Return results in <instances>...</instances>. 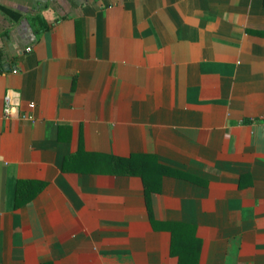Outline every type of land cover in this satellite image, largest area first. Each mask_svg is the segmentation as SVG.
Wrapping results in <instances>:
<instances>
[{
  "label": "crops",
  "instance_id": "0c3cea01",
  "mask_svg": "<svg viewBox=\"0 0 264 264\" xmlns=\"http://www.w3.org/2000/svg\"><path fill=\"white\" fill-rule=\"evenodd\" d=\"M0 264H264V0H0Z\"/></svg>",
  "mask_w": 264,
  "mask_h": 264
},
{
  "label": "trees",
  "instance_id": "16d2710c",
  "mask_svg": "<svg viewBox=\"0 0 264 264\" xmlns=\"http://www.w3.org/2000/svg\"><path fill=\"white\" fill-rule=\"evenodd\" d=\"M140 157V156H139ZM136 155H130L129 157L114 158V161H109L115 171H121L127 174L140 175L145 183V186L150 187L153 183V175L158 176L162 174L166 168L159 164L157 161L146 156L145 159H141ZM173 233V241L178 239V233Z\"/></svg>",
  "mask_w": 264,
  "mask_h": 264
},
{
  "label": "built area",
  "instance_id": "2783aa9c",
  "mask_svg": "<svg viewBox=\"0 0 264 264\" xmlns=\"http://www.w3.org/2000/svg\"><path fill=\"white\" fill-rule=\"evenodd\" d=\"M13 108L12 102L8 95L5 96V106L3 109L4 116L7 117L10 115L11 109Z\"/></svg>",
  "mask_w": 264,
  "mask_h": 264
},
{
  "label": "clouds",
  "instance_id": "9594fccd",
  "mask_svg": "<svg viewBox=\"0 0 264 264\" xmlns=\"http://www.w3.org/2000/svg\"><path fill=\"white\" fill-rule=\"evenodd\" d=\"M12 112L15 113V109H12Z\"/></svg>",
  "mask_w": 264,
  "mask_h": 264
}]
</instances>
